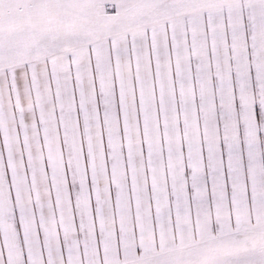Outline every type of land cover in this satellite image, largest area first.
<instances>
[{
  "label": "snow or ice",
  "instance_id": "6c2138e0",
  "mask_svg": "<svg viewBox=\"0 0 264 264\" xmlns=\"http://www.w3.org/2000/svg\"><path fill=\"white\" fill-rule=\"evenodd\" d=\"M0 264H264V0H0Z\"/></svg>",
  "mask_w": 264,
  "mask_h": 264
}]
</instances>
